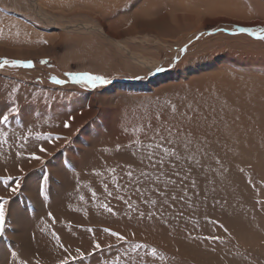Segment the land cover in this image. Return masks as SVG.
<instances>
[{
    "label": "rangeland",
    "instance_id": "374dc122",
    "mask_svg": "<svg viewBox=\"0 0 264 264\" xmlns=\"http://www.w3.org/2000/svg\"><path fill=\"white\" fill-rule=\"evenodd\" d=\"M241 28L255 30L256 35L241 32ZM260 29H264V0H0V63L10 61L0 68V120L3 115L9 116L6 123L0 124V153L10 149L29 159L31 155L27 151H32L39 143H46L45 140L41 142L43 136L49 133L55 136L57 134L54 133L58 130L67 132L58 134L67 139L50 144L47 142L52 147L51 152L43 153V159L41 157L39 165L33 170L35 172L27 177L35 185L36 194L41 197V211L23 190L25 174L0 177V197L11 196L4 197L9 203L5 205V235L0 237V264H60V258H65V253L57 244L53 233L68 246L71 255L75 257L73 264H133L132 260H128L130 257L138 260L134 261L135 264H140L143 258L149 259L153 264H227L219 255L222 250L232 251L236 264H264V236L259 237L256 232L247 228L230 230L228 225L233 223L228 220L231 218H221L222 212L232 211L240 204L244 208L245 220L264 226V179L262 183H257L258 177L264 178V152L260 161L258 160L260 165L248 159V162L242 160L240 164L229 167H233L237 174L242 173L243 167L249 168V171L246 170L248 173L244 172L248 174L249 178L246 176V180L250 183L239 179L242 184L233 180L230 182L233 186H229L230 190H234L238 183L240 188L237 186V189L242 190L244 185L247 191L252 190L242 198L232 197L220 185L222 178H219L217 183L211 182L206 189L200 191L199 200L188 209L182 205L180 208L175 205L172 210L171 205L166 210L162 207L158 209V215L161 212L164 216H171L166 224L170 237L174 234L175 227L183 223L179 217L186 214L184 219L189 221L188 228L183 233L177 232L180 237L175 240L170 238L173 241H169L173 243L170 250L165 249L164 243L156 242L159 238H153L149 243L139 238L130 240L124 235L127 242L118 241L111 235L113 231L109 229V225L99 227L101 225H96L100 222L98 218L84 212L89 209L88 205L95 203L99 207L89 209L90 212L109 216L107 207H111L113 212H120L123 220L126 219L123 214L128 210L124 200H120L124 207L118 210L117 205H113L114 202L110 203L108 191L95 189L91 183L102 186L97 178L126 177L128 173L119 171L132 169L123 164H101L99 167L100 163L113 162L118 158H101L97 149L101 153L108 152L109 148L118 149L129 158L132 148L146 147L147 139L149 143L157 144L145 135V125L151 121L155 127V116L159 112L163 111L167 116L166 102L173 103L174 98H177L173 91L176 90V95L179 94L177 91L180 94L183 91V99L187 97L186 91L189 92L190 88L192 94L196 91V95L200 79L204 81L212 74L215 76L218 70L222 74L227 73L226 77L232 81L236 82L238 79L236 83L245 80V83L254 86L261 83L264 88V40L258 39ZM118 41L122 45L119 46ZM123 45L137 56L158 62L156 68L170 67L177 57L179 63L169 72L156 73V68L153 71L135 64ZM12 61L16 62L15 65ZM29 63L32 67L26 66ZM83 75L103 76L111 83L98 85L94 89L90 84L72 79ZM137 76L144 79L138 80ZM231 76L234 79L229 78ZM53 77L64 80L65 83L57 85ZM184 84L189 85L188 88ZM170 88L173 89L172 98L167 96L172 95ZM163 92L166 93L165 96H162ZM164 101L166 102L162 105ZM13 108L19 114L12 113ZM85 111L86 115L80 117V121L72 118ZM69 117L72 119L69 120ZM261 119L264 120V117ZM65 121L70 124L68 128L63 127ZM24 126L29 129L25 135L10 136L11 132L19 131ZM85 131H89V141L81 136ZM255 135L259 143L254 150L261 147L259 145L263 143L264 132L259 131ZM28 137L40 142L37 146L30 145L25 149L24 142ZM76 141L81 143L83 150L76 147ZM187 146L195 148L196 145ZM69 153L76 156L78 164L70 160ZM59 157L63 163L57 165L55 161ZM246 163L250 167L244 166ZM220 164H214L212 172H217ZM185 165L187 164L176 168L189 175L191 171ZM223 165L225 168V164ZM223 165L220 166L223 169L220 174L227 177L224 174L228 173L229 168L224 171ZM252 165L255 168L258 166V169H252ZM51 167L60 170L62 181L52 172ZM16 169L22 170V167L17 165ZM99 169L109 171L100 173ZM0 173L11 174L3 168ZM28 174L30 173L26 176ZM134 176L132 173L131 178ZM198 178L201 179L200 176ZM188 180L191 183L192 179ZM17 181L20 187L13 193L11 189L16 187ZM248 184L252 186L251 190ZM260 184L263 185L262 189ZM119 195L125 201L132 197L127 194ZM176 201L184 200L177 197ZM12 204L18 207L17 211L23 213L22 218H27L20 231V228L17 231L14 229L9 218L8 212ZM59 207L61 212L58 211ZM147 211L149 212L148 209ZM57 213L63 218L56 219ZM74 215L79 216L80 220L77 218L74 221ZM199 216L202 221L198 219ZM142 222L149 224L148 221ZM150 223L155 224L153 221ZM113 224L125 226L120 225L119 221ZM105 228L110 231L104 232ZM194 232L197 234L193 235ZM24 233L29 237L24 241L30 242L32 251L41 254L40 248L43 247L49 253L57 247L62 256L59 254L60 256L56 255L52 259L46 253L44 256H30L22 240ZM204 237H219L220 240H205ZM96 243L101 245L100 249L95 248ZM43 244H50L49 250ZM182 244L184 248H190L191 252L184 253ZM91 247L95 250L88 249ZM77 249L84 254L83 257L77 254ZM153 249L156 250L155 255L152 254ZM231 262L230 260L228 264Z\"/></svg>",
    "mask_w": 264,
    "mask_h": 264
},
{
    "label": "bare ground",
    "instance_id": "6f19581e",
    "mask_svg": "<svg viewBox=\"0 0 264 264\" xmlns=\"http://www.w3.org/2000/svg\"><path fill=\"white\" fill-rule=\"evenodd\" d=\"M117 44L119 46L122 45L120 41H118ZM122 47L123 49H125V51H129L130 53L129 55L133 59L134 63L137 65H140L144 68H148L149 70H153L159 64L158 62H154V61L152 62V61H149L148 59L137 56L136 54H134V52L132 53L130 49H128L127 46L125 45H123ZM218 71H216L217 75L215 74L214 76L212 74L207 79L205 78L206 80L204 79V81H201V79L199 78L201 82V83L198 82L200 84L197 83L199 86L197 84H194V85H197L196 95H194L196 91L194 92V94H192L191 93L192 91H190L191 90L190 88L189 92L186 91L187 97L183 99L184 96H181L183 91L181 92V94L179 91H177V93L179 94L176 95L175 93L176 90H175L173 91V93L175 97L177 96V98H174L175 101L173 103H167L166 101H164L163 103L161 102L162 105H164V103L166 102L165 104L167 105L165 106L167 108L165 110L166 115L169 114L171 105L173 104L177 106L178 110H185L183 106L185 104H191L201 116L206 117V119L201 121L199 128H195V127L193 128L191 135H188L185 132H181V136L179 139L181 141L187 140L188 142L187 145H194V146L196 145L195 148H189L190 146L185 147L183 143H179L178 147L177 145L175 146L166 145L169 148H173L178 154L179 158H177V156H169L167 157V160L163 166H161L160 164L153 165V163L149 160V154H152L153 160L159 159L160 156L163 155L164 148L163 147L157 148L156 144L149 143L148 139H147V143L145 144L146 147L144 149H141L139 147L132 148L129 158H127L126 155L122 154L118 149L109 148L108 152H103V153H101L97 149V151L101 154L100 155L101 158H108V159H110L111 157L118 158V160L113 161V162L100 163L99 167H101V164H112V165L123 164V166L130 167L132 170L124 169V170H120L119 172H122V173L131 172L135 176L132 178H128V176L126 177H103L101 176L100 178H97V179H99L102 182V186H96L93 182L91 183V186L95 189L106 190L108 192H111L112 196H110V200H111L110 203L114 202L115 204L113 203V205H117L118 210L124 207L125 202L123 204L122 201L115 199L117 192L122 195L124 194L132 195L131 198L128 197V200H126L128 203L125 205V208L129 212L127 211L126 214L125 213L123 214L124 216L126 215V219L124 218L125 220H123L122 214L120 212L119 214L117 213L118 216H116L117 214L115 212L113 213H115L116 215H113V213L109 214L107 212L109 216H105L100 213H93V211L90 212L89 209H96V206L97 207L99 206L95 205V203L94 204L92 203V205H88L87 208L89 209L87 211L84 210V212L87 213V215L89 214H91L92 216L95 215V217L98 218V220L101 223L97 222L96 225H101L99 227H104L105 225L106 226L109 225V229L111 231H117L118 233H121L122 235H125L126 237H128L130 240H133V239L135 240L139 238L140 240L145 239L149 243H151V240L152 241L154 240L153 238H159L156 242L162 243V244L164 243L163 245H165V249L170 250V245H173V243L169 242V241H172L170 240V238L173 237L171 239L175 240L178 237H180L177 232L180 231V233H183L185 229L188 228L189 221L184 219V216L186 217V214L183 215L182 217H179V219L183 220L182 221L183 223L175 227L174 234L170 237L168 236L170 232L166 224L168 223V219L169 217L171 218V216L170 215L164 216L162 215L161 212H160V215H158L157 214L158 209L162 207L163 210H166L170 205H171L170 207L171 210L172 208H174L173 206L175 205L177 206V208H180L182 205L183 208L188 209L190 206H192V204L194 205L195 202L199 200V196H198L199 192L206 189V187L211 182L217 183V181H219V178H222L221 181H219L220 185H222L230 193V195L234 197L235 199L242 198L245 195V193L249 191V190L247 191L244 185H243V189L245 188L246 191H244L243 189L242 190L237 189L238 183H241L239 182V179H241L242 181H245L247 179L246 176H248L247 173L249 171L248 170L249 168L243 167L242 168L243 170H241L242 173L239 172L238 170L239 173L237 174L235 173L236 170L232 169L233 168L232 166H231L232 168H229V167L230 165L236 166V164H240L242 160H247L248 162V159L259 163L260 161L259 158L262 157V153L264 152V147L263 148L261 147L264 146V139H262L263 143L259 145L261 147L256 150L254 149L255 147H258V143H259L258 137L255 134L259 131L264 132V120L261 119L262 117H264V88L261 87V83H256L257 86L256 85L254 86L252 84L253 85L252 86L249 83H245V80L244 82L240 80L239 83H236L238 79L236 80V82L232 81V79H228V77H226V75H228L227 73L224 72L222 74L220 73V71L219 72ZM232 77L233 76L229 78H232ZM193 78L191 79L193 80ZM188 86L184 84V87L188 88ZM167 89H169V87ZM167 89L166 91H168ZM174 89H177V88L174 87ZM172 90L173 89H171V94H172ZM95 95L97 94H94V96ZM158 95L159 94H157V96ZM165 95L166 93H164L162 96H165ZM183 95H185V93H183ZM167 96L173 97V94L170 96L169 94H167ZM85 113L86 111L82 115L73 116L72 118L74 120H79V118L82 117ZM24 116H26V114H24ZM26 127L27 126H24L21 130H19L21 132H19L18 130H14L13 132H11L12 134L10 136L18 137V136L25 135L27 131L29 130V129H25ZM175 131L176 129L173 128V132ZM41 132H43V130ZM66 133L67 132L65 130H58L54 134H66ZM88 134H89V131H85L81 136L89 141V137L87 136ZM41 140H42L41 142H43V139ZM151 141L154 142L153 140ZM34 142H35L34 140H30L28 137V140L24 142V144H26L25 149H28L30 145L37 146V143H39L40 140L38 142H35V143ZM156 143H159V141H156ZM49 144L47 142L44 143V145L39 143L37 147L35 146L36 147L35 149H33L32 151H27V153H29L31 157L33 154H35V155H39L43 159L44 157L43 153L38 151L39 146L40 147L43 146L47 149L48 152H51L52 147ZM1 145L2 144H0V146ZM75 145L79 150H83V146L81 145L79 141H76ZM196 147H197V150H196ZM105 150L106 149L104 148V151ZM31 157L29 159H25L21 153L13 152L10 149H6L5 152L2 151V153H0V171L3 168V170L5 169L9 170L11 174H1L0 173V177L2 176L17 177V176H23L22 174H25L26 180L25 181L23 180V190L26 191L25 193L27 194L28 198H30V200L34 203L36 208L41 211L43 209V204H41L40 202L41 197L40 195L36 194L37 190L35 188V185L32 182H30L29 179L27 178L31 176L33 172H35L33 170H35L37 165H39V162L35 161ZM69 158L71 161H74L78 164V160L73 153L70 154ZM169 161H171V163ZM195 161H199V164H196ZM55 162L57 165H60V163L62 162V158L61 157L56 158ZM173 163H175L176 167L178 165H183L186 163L191 172L189 173V175L187 173L181 172L178 169L179 166L178 168L173 169L172 167ZM201 163H203L204 170L202 169L203 166L201 167ZM216 163L218 164L221 163L222 165L225 164V168L226 169L229 168L228 173L224 174L227 177H223L222 176L223 174L222 175L220 174L221 170H223L221 169L222 167L221 164H220L221 167L218 166L220 168L217 167V170H218L217 172H212V168L214 167V164L216 165ZM17 165L21 166L22 170H17L16 169ZM187 165H185V167H187ZM257 165H260V163ZM244 166L250 167V164L246 163ZM257 167L258 166H256L255 168L254 165L251 166L252 169L254 168L258 169ZM197 168L199 169L197 170ZM223 168H224V165H223ZM225 168H224V171H225ZM108 171L109 170H106V169L98 170V172L100 173H105ZM244 171H246L247 173ZM52 172L55 173V175L59 178L60 181H62V177H61L62 174L60 173L59 169L55 170L54 168H52ZM88 172L89 170L87 169V173ZM27 173H30V174L26 176ZM173 173H177V174H173ZM257 173H260V172H257ZM251 175H252V172H251ZM199 176L201 177V179L198 178ZM262 177L261 178L258 177L257 183L258 181L262 183L264 179ZM91 178H95V177H91ZM189 178H191L192 181L193 180L195 181L196 186L194 188L191 186V183L188 182ZM233 180L237 181L238 183L237 185H235L236 189L234 186V190L233 188L232 190H230L231 188H229V186H233V184L230 185L231 184L230 182ZM170 181H175V183L172 184L170 183ZM251 183H252V180H251ZM241 184L239 185L242 186ZM254 184L256 185L255 182ZM247 186L251 190L252 186H250V184H248ZM262 186L263 185L260 184L259 187L262 189L263 188ZM181 188L184 189V192L181 191ZM137 189H139V191H137ZM161 192L164 193L163 196L161 195ZM185 194L187 198L186 199L183 198L184 200L183 202H177L176 200L171 199L173 196L184 197ZM7 196H9V198L11 197L10 194ZM7 196L4 195L3 197H7ZM166 198H168V200ZM146 200L148 201L156 200L157 205L154 207L151 203H145ZM165 200H167V203H164ZM108 201H109V198H108ZM97 204H100V203L97 202ZM128 204L132 205V207L129 208ZM112 207H115V206H112ZM17 208H18L17 206H13L12 204V207L10 208V212L8 213H9V218L12 224H14V229L17 231L20 228L19 229L20 231L23 228L24 224L26 223L27 218L26 217L22 218L23 213L19 210L17 211ZM147 209L149 210V212L147 211ZM60 210H61V207H59L58 211ZM155 211H156V215L151 216V218H149L150 213L155 212ZM139 212L144 213L143 218H140ZM169 213L170 212H168V214ZM56 216H57L56 219L63 218L60 213H57ZM74 216H75L73 217L74 221H77V218L80 215L79 216L74 215ZM226 217H230L231 220H228V221L233 223V225L232 224L228 225V229L236 230V229L247 228L251 231L256 232L259 235V237L264 236V226L262 225L257 226L255 225L253 221H247L244 219V208L242 205L237 204L234 210L222 212L221 218L225 219ZM201 218H202L201 216L198 217L200 221H202ZM115 221H119L120 225L124 224L125 226H119V225L115 226L113 224V222ZM142 221H145V222L148 221L149 224H143ZM150 221H153L155 224H151ZM159 222H162L165 225L164 224L160 225L161 223ZM229 222L227 224H229ZM130 230L131 232H129ZM195 234H197V232L193 233V235ZM12 236L14 237V235ZM129 236H133V237L130 238ZM28 238L29 237L26 236V234L24 233L23 239L22 238L21 239L24 241V239H28ZM44 242H47V240ZM49 242L51 243V241ZM24 243L26 247L25 250H27L30 256L40 254L38 252H34V250L32 251L30 247L31 246L30 242L24 241ZM69 243L71 244V241ZM46 244L45 245L43 244V245L46 246V248H48L49 250L50 244L48 246ZM182 247H183V244H182ZM40 249H41L40 255L44 256L47 250L46 251L43 250V247ZM53 249H51L52 250L51 252L46 253V254H49L47 256V257H50L49 259L55 258L56 255H59V254L61 255L60 253L61 251L59 249L57 250V247ZM88 249L95 250V248L92 249V247ZM182 249L184 253H187V251L191 252L190 248L186 249L183 247ZM183 252L181 253L183 254ZM0 254H1V249H0ZM219 255H221L220 256L221 259H225L227 261V264L228 262H230V260L232 261L231 264H236L235 263L236 261H234L236 258L234 257L232 251L230 252L228 250H222V253L221 254L219 253ZM219 255H215V256L219 257ZM228 258H230V260ZM3 260H4V257H3ZM128 260H132L133 264H135L134 261H138L136 258H131V257ZM140 261H141L140 264H153V262H151L147 258H143V260H140Z\"/></svg>",
    "mask_w": 264,
    "mask_h": 264
},
{
    "label": "snow or ice",
    "instance_id": "6c2138e0",
    "mask_svg": "<svg viewBox=\"0 0 264 264\" xmlns=\"http://www.w3.org/2000/svg\"><path fill=\"white\" fill-rule=\"evenodd\" d=\"M240 31L241 32H252L253 35H256V31L252 30V29L241 28ZM258 39L264 40V29H260V35L258 36ZM9 63H10V61L4 60L3 63H0V68H3L5 65H7ZM11 63L13 65H15L16 62L12 61ZM44 63H47V61H44ZM178 63H179V58L177 57L172 62L170 67L160 66V67H157L155 69V72L156 73L169 72ZM26 66L32 67V65L30 63L27 64ZM52 79H53L54 83L57 85H62L65 83L64 80L58 79L56 77H53ZM72 79L75 82H82V83L90 84L92 86V88H94V89L98 85L99 86H105V85H109L111 83L110 80L106 79L103 76H99V75H83L80 77H73ZM136 79L142 80V79H144V77L137 76ZM183 108L185 110H178L177 106L175 104H173V105H171L170 112L167 116H165L163 112H161L155 116V119L157 121V124L155 127L153 126L151 121L145 125V135L148 136L149 139H151L153 141H159V143L156 144L157 148H159V147L164 148L163 155L160 156L159 159L153 160L152 154H149V160L153 163V165L160 164L161 166H163L167 160V157H169V156H177V158H179L176 151L173 148L167 147L166 145L176 144L178 147L179 143H183L185 145V147H187V144H188L187 140L181 141L179 139L181 136V132H185L188 135H191L193 128L194 127L199 128L201 121L206 119V117L201 116L191 104H185L183 106ZM11 111L14 114H19L17 109H15V108H13ZM71 119L72 118L69 117V120H71ZM8 120H9V116L3 115L2 120H0V124L6 123ZM69 126H70L69 122L65 121L63 124V127L68 128ZM173 128L176 129L175 132H173ZM42 139L48 143H52L56 140L67 139V138L62 137L58 134L53 136L51 133H49L48 135L43 136ZM38 151L41 153H45V152H47V149L45 147L41 146V147H39ZM31 158L34 160H37V161L41 160V157L39 155H35V154H33ZM169 162L171 163V161H169ZM195 163L199 164V161H195ZM172 167H173V169L176 168L175 163L172 164ZM173 174H177V173H173ZM128 176H129V178H131L132 173L129 172ZM0 179H2V178H0ZM4 182L6 184L7 180H5ZM170 183L174 184L175 181H170ZM249 183H250V181H249ZM191 186L193 188L196 186L195 181H191ZM19 187H20V183H19V181H17L16 187L12 188L11 191L13 193H16L17 190L19 189ZM137 191H139V189H137ZM181 191L184 192V189L181 188ZM108 195L112 196V193L108 192ZM141 195H143V194H141ZM161 195L163 196L164 193L161 192ZM181 198L186 199L187 198L186 194L184 197H181ZM115 199L124 200V197L120 196L119 193L117 192ZM172 199L176 200L177 197L173 196ZM124 202H125V204L128 203L127 201H124ZM8 203H9V201L7 199H5L4 197H0V237H3L5 235V222H6L5 205ZM145 203H151L154 207L157 205L156 200H150V201L146 200ZM164 203H167V200H165ZM128 207L131 208L132 205L128 204ZM107 211L109 213H113V209L111 207H107ZM48 215L51 216V213H48ZM154 215H156V212H151L149 215V218H151V216H154ZM139 216H140V218H143L144 213L139 212ZM221 227H223V226L221 225ZM89 231H91V229H89ZM103 231L107 233L110 230L105 228ZM225 231H227V229H225ZM111 235L116 237L118 241L127 242V239L124 235H120L114 231L111 232ZM53 236L55 237L56 242L59 245V247L65 253V258L61 259L60 264H73L75 257L71 255L68 246L65 245L63 242H61L60 237L57 236L55 233H53ZM204 239L205 240H220L219 237H204ZM221 242H223V241L221 240ZM109 247H111V246H109ZM136 247H142V245H136ZM95 248L100 249L101 245L99 243H96ZM77 254L80 255L81 257H83V255H84L79 249H77ZM152 254L153 255L156 254L155 249L152 250ZM116 259L118 261L119 257H117Z\"/></svg>",
    "mask_w": 264,
    "mask_h": 264
}]
</instances>
